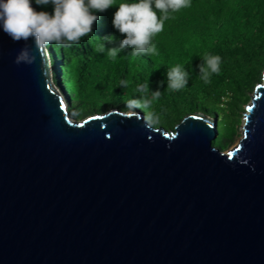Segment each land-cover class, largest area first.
<instances>
[{
  "label": "water",
  "instance_id": "water-1",
  "mask_svg": "<svg viewBox=\"0 0 264 264\" xmlns=\"http://www.w3.org/2000/svg\"><path fill=\"white\" fill-rule=\"evenodd\" d=\"M23 47L0 30V264H264V69L224 151L200 111L72 115Z\"/></svg>",
  "mask_w": 264,
  "mask_h": 264
},
{
  "label": "trees",
  "instance_id": "trees-1",
  "mask_svg": "<svg viewBox=\"0 0 264 264\" xmlns=\"http://www.w3.org/2000/svg\"><path fill=\"white\" fill-rule=\"evenodd\" d=\"M95 13L99 19L93 32L79 44L48 45L53 78L58 83L70 113L76 117L116 106L159 90V99L148 108L141 107L153 125L173 128L182 116L200 110L216 117L213 142L226 145L236 132L238 110L250 98L253 85L261 80L264 67V0H191L190 6L169 13L164 29L152 38L155 54H133L132 48L120 50L115 58L108 49L118 48L125 38L113 27L114 13L120 3ZM37 11L53 13V6L36 5ZM157 15L162 16L159 10ZM105 46L103 52L99 51ZM208 56L221 58L220 71L201 78L199 65ZM180 66L189 73L188 84L179 90L168 88L167 73ZM127 81L125 87L122 82ZM148 84L149 90L137 88ZM73 105V106H71Z\"/></svg>",
  "mask_w": 264,
  "mask_h": 264
},
{
  "label": "clouds",
  "instance_id": "clouds-1",
  "mask_svg": "<svg viewBox=\"0 0 264 264\" xmlns=\"http://www.w3.org/2000/svg\"><path fill=\"white\" fill-rule=\"evenodd\" d=\"M35 3L40 6L51 4L53 13L37 11L33 7V0H0V30L14 42H24V47L14 61L17 65L21 63L31 65L37 58L35 51H48V45L52 43L79 44L82 37L93 32V25L99 19L95 13H102L111 8L115 0H35ZM153 3L162 16L158 17L157 11L153 10ZM190 3L191 0H139L133 3H120L112 23L125 38L120 41L118 48L108 49V55L115 58L120 50L126 48H132L134 55L155 54L157 49L152 44V38L163 31L164 21L169 18L170 11L177 12L189 7ZM30 39L34 42L35 49L28 44ZM104 49L105 46L101 45L99 51L103 52ZM220 62L219 56L205 57L204 62L199 65L201 78L206 82L209 81L211 74L220 71ZM263 69L264 67L261 79ZM188 76L189 73L180 66L172 68L167 73L168 88L173 90L184 88L188 84ZM256 83L252 87L253 90ZM122 84L126 87L127 81H123ZM148 90V84H141L137 88L140 93H146ZM160 95L161 92L157 90L152 93L151 99L147 96L133 99L127 102L126 107L144 113L140 108L150 107L153 100L159 99ZM251 95L252 92L250 97ZM247 103L244 104V109ZM106 109L134 112L116 106ZM200 112L214 117L206 112ZM157 121L158 117L148 116L149 125Z\"/></svg>",
  "mask_w": 264,
  "mask_h": 264
},
{
  "label": "rangeland",
  "instance_id": "rangeland-1",
  "mask_svg": "<svg viewBox=\"0 0 264 264\" xmlns=\"http://www.w3.org/2000/svg\"><path fill=\"white\" fill-rule=\"evenodd\" d=\"M54 81L56 82V80L54 79ZM56 84L58 85V83L56 82ZM59 86V85H58ZM253 89H251L250 90V94H251V92H253L252 91ZM247 102H249V100L247 101ZM246 102V103H247ZM71 106H73V105H71ZM126 109L127 110H133V111H136V110H138V109H129V108H127L126 107ZM238 121H237V123H236V132L233 134V137H232V139L228 142V144H226V145H224V146H222V145H219V142H217L216 141V143H214V144H216L218 147H220L222 150H226V149H228L229 147H231L232 145H234L237 141H238V139L240 138V135H241V129H242V127H243V122H244V120H243V113H242V111H241V109L240 110H238ZM82 116H79L78 118H81ZM216 136V135H215ZM215 136H214V138H215ZM213 138V139H214Z\"/></svg>",
  "mask_w": 264,
  "mask_h": 264
}]
</instances>
